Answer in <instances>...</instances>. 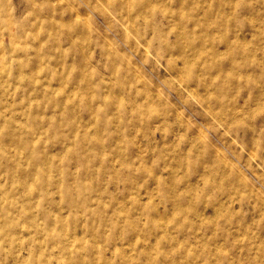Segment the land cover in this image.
I'll list each match as a JSON object with an SVG mask.
<instances>
[{
	"label": "rangeland",
	"instance_id": "1",
	"mask_svg": "<svg viewBox=\"0 0 264 264\" xmlns=\"http://www.w3.org/2000/svg\"><path fill=\"white\" fill-rule=\"evenodd\" d=\"M60 1L0 0V264H264V0Z\"/></svg>",
	"mask_w": 264,
	"mask_h": 264
},
{
	"label": "bare ground",
	"instance_id": "2",
	"mask_svg": "<svg viewBox=\"0 0 264 264\" xmlns=\"http://www.w3.org/2000/svg\"><path fill=\"white\" fill-rule=\"evenodd\" d=\"M58 1H60V0H58ZM104 1H106L107 3H111V0H104ZM128 1V0H127ZM139 1H143V2H148L149 3V0H139ZM139 1L137 2V3H139ZM7 2H9V1H7ZM61 2V1H60ZM135 2V1H134ZM3 3H5V2H3ZM10 3V2H9ZM46 3H47V0H46ZM136 3V2H135ZM210 21V20H209ZM226 23V22H225ZM220 26H221V24H220ZM19 27V26H18ZM213 29V28H212ZM215 29V28H214ZM18 30V29H17ZM217 30V29H216ZM216 30L214 31V32H216ZM10 31V30H9ZM17 32V31H16ZM12 33V32H11ZM10 33V35L12 36V34ZM13 34H14V32H13ZM16 35V34H15ZM10 36V37H11ZM14 38V37H13ZM226 46V45H225ZM231 49H232V47H230ZM230 49V50H231ZM231 52H233L232 50H231ZM229 53V52H228ZM232 63V62H231ZM234 64V63H233ZM231 71H232V69H231ZM239 71V70H238ZM234 72H236V70L234 71Z\"/></svg>",
	"mask_w": 264,
	"mask_h": 264
}]
</instances>
